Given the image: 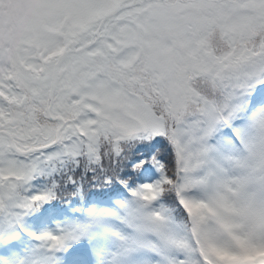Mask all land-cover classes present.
Here are the masks:
<instances>
[{
    "label": "snow or ice",
    "instance_id": "1",
    "mask_svg": "<svg viewBox=\"0 0 264 264\" xmlns=\"http://www.w3.org/2000/svg\"><path fill=\"white\" fill-rule=\"evenodd\" d=\"M0 264H264V0H0Z\"/></svg>",
    "mask_w": 264,
    "mask_h": 264
}]
</instances>
